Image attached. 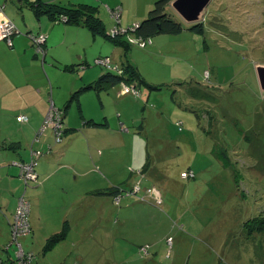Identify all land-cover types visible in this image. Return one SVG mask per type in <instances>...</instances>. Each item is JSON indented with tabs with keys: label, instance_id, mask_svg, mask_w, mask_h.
I'll use <instances>...</instances> for the list:
<instances>
[{
	"label": "rangeland",
	"instance_id": "1",
	"mask_svg": "<svg viewBox=\"0 0 264 264\" xmlns=\"http://www.w3.org/2000/svg\"><path fill=\"white\" fill-rule=\"evenodd\" d=\"M167 12L174 13L172 17L182 23L183 31L157 34L146 49L134 45L126 54L127 63L142 76L161 81L153 84L158 88L142 83V94L147 91L144 101L133 95L130 97L137 103L116 98L106 105L105 113L103 109L95 115L98 119L107 115L110 121L118 122L123 109L125 117H140L136 126L143 125L146 146L166 173L163 184L149 183L156 184L163 203L157 206L156 197L142 200V196H153L149 189L155 185L146 184L142 193L127 195L142 202L120 197L123 203L119 207L120 201L98 196L96 191L108 185L104 174H111L112 183L121 181V169L130 159L128 151L132 152L129 138L127 146L125 142L123 147L110 149L104 144L110 142V135L101 137L102 142L97 137L91 142L108 157L98 164L99 172L87 168L85 175L78 174L71 171L74 168L69 163L67 179L56 175L45 186L29 184L38 177L33 162L37 161L38 168L52 146L61 150L71 137L78 140V135L65 134L57 141L51 126L42 122L28 138L16 132L23 141L17 148L12 146L13 151L30 162L18 161L25 183L16 200L13 181L6 177L5 182L11 188L5 195L15 200V204L9 202V209L16 208L11 234L15 231L24 237L21 242L31 252L17 251L15 245L7 250L2 242L0 264H264V233L248 237L244 228L247 220L264 219V93L255 69L264 65V0H212L200 21L204 23L202 33L191 30L172 8ZM104 22L109 29L113 26L112 20ZM0 53L1 63L6 55ZM5 74L2 71L0 84H11ZM51 76L58 81L62 71L58 69ZM3 95L4 103H10L6 91ZM177 121L183 122L182 129ZM4 143L11 144L8 139ZM116 143L121 141L111 144ZM41 144H47L46 148L41 149ZM219 151L241 172L240 184L234 180L233 166L226 167L218 158ZM188 166L196 172L195 178L181 176ZM4 175L1 171L0 177ZM75 181L79 188L95 193L91 199L85 196L84 202L67 214V198L76 188ZM132 202L150 206L149 230H139L138 235L112 233L119 226L115 221L120 209ZM0 213L7 215L4 204ZM147 243L151 247L149 257L147 253L144 258L139 249ZM76 254L81 255L74 257Z\"/></svg>",
	"mask_w": 264,
	"mask_h": 264
},
{
	"label": "crops",
	"instance_id": "2",
	"mask_svg": "<svg viewBox=\"0 0 264 264\" xmlns=\"http://www.w3.org/2000/svg\"><path fill=\"white\" fill-rule=\"evenodd\" d=\"M23 1L24 0H0V5H2L3 8L2 12H4L5 15L15 24L17 29L11 36V42H8L5 39L0 40V52L6 55V57H1L0 76L2 71H5L7 80L11 83L0 84V94L3 98V102L0 101V172H5L4 177H0V208L4 204L7 212V215L5 213H0V244L2 242L10 241L11 239L10 222L12 221L16 210L15 207L9 209L8 206L9 202L12 200L10 195H5V192H10L11 189H9L6 185L7 183H5L7 182L6 177L13 181L12 184L13 189H15V200L24 188V182L19 175L18 167L10 165L13 160H24V157L19 152L15 151V153L13 151L14 148H12V146H16L15 148H17V146H20L23 141L22 137L18 136L16 132L23 133L27 138L28 135L32 136L34 130L38 128L42 122L44 123L53 105L59 108H64L68 100L70 102L72 101L66 112L65 130L66 136L78 135V140L71 137L69 142H67L61 150H58V147L52 146V151H50L49 154L44 155L45 157L40 161L38 173L43 180V186H45L51 178L56 175L61 179H67L69 176L67 164L69 163H72L73 168L75 169H71L72 172L75 171L78 174L85 175V169L88 168L89 170L92 169L98 171L100 168L98 164L101 165L100 162L104 163L108 158L107 156H104V151L102 152L101 149H98L99 145L94 144L92 146L91 142L94 137H97L99 142H102L101 137L110 135L111 143L117 140L121 141L120 144H111L110 142L104 143L109 144V148L113 150L118 147H123L125 142L127 146V138H129V140L131 139L132 147L134 146V143L141 138V136H139L140 134H138L141 128H138L135 125V121L126 120V122L132 123L133 125L128 132L122 130L120 125L123 122L122 117L124 116V113L120 104H118L119 102H115L122 110V113L118 115V122L110 121V117L107 115H105L106 117L104 116V119H98L95 115H98L103 109L105 113L107 110L105 108L106 105L115 101L116 98L125 97L122 99V102L128 100L137 103L136 101L139 98H142V101H144L147 94V91L142 94V89H140L138 82L121 81L118 84L106 87L103 91L87 90L81 92L78 98H71L75 91L84 87L86 84L93 83L101 76L108 73L109 70L95 63L96 58L109 56L112 59L113 65L118 68V71L115 70L116 74L119 76H122L121 74L125 75V68L128 64L125 50L122 46L117 45L114 42H109L110 40L106 38L108 37L107 32L106 35L95 34L90 28L83 25L70 22L55 23L47 14L37 17L29 5L30 1L37 0H25V3ZM42 1L55 2L61 6L93 5L97 7L98 14L103 22L105 20H112L113 26L115 25V21L111 16V9L115 7H120L122 9L120 25L127 26L132 22L135 23L137 19L141 18V21L142 18H145V15L147 14L146 10L150 5L153 6L155 2V0L154 2L153 0ZM66 1L68 3H65ZM96 1L101 2L102 6L98 5ZM105 26L107 27L106 24ZM108 29L109 28H107V31ZM39 34L46 35L44 54L37 52L35 38L39 36ZM9 56L15 57V59H11ZM92 61L94 66H92ZM67 66L71 67L67 68ZM58 69L62 71V76L57 81L51 76V74L55 76ZM143 78L145 81L147 80L146 83L148 85L149 83L151 85L161 83V81H158L157 79L156 81H151V79L146 76H143ZM122 84L135 86L138 88L139 94L135 95L131 92H125ZM3 91H6L12 99L8 104L4 103ZM131 95L137 100L132 99L130 97ZM149 96L151 97V93ZM19 114H26L28 120L20 123L17 121V116ZM90 120L104 123L105 125L91 123L89 122ZM7 139L10 140L11 143L9 146L4 143ZM46 146L47 144H41V149H45ZM142 151L143 149L140 150L139 147L132 148V152L129 150L130 159L127 163H124L123 169H121L123 170L124 177L121 178L120 182L114 181V183H112L111 174H104L107 176L106 184L108 185L101 186V189L108 186H115V184L123 185L124 188L128 189L130 185L137 181H141V179H144L143 185L146 184L148 186H152L149 185L150 182L155 183L157 181L158 183L163 184L164 180L167 181L166 173L163 171V168L158 166L152 153H150V165L145 167L147 156L144 155ZM159 159L160 158L157 157L158 161ZM85 162L87 163L86 166ZM140 169L143 170L144 174L143 172H139ZM188 169L192 168L188 166L187 168L182 169V172ZM101 175L103 177V174ZM75 178L77 179L78 177ZM76 183L77 189L72 186L73 192L68 195L67 198L68 205L65 209L67 210V214L71 213L73 209L77 208L78 205L84 202L85 196H91L88 197V199H91L93 196L91 190L86 191L85 189L79 188V183ZM154 188L159 192L163 199L162 194L156 185ZM104 196H107V198L111 197L109 195ZM7 198L9 200H7ZM130 198L137 200V202H142L137 198ZM127 199L125 200L130 201ZM15 200L12 201V204H15ZM30 200L31 203H33V192ZM122 203L123 201L121 202L120 207L122 206ZM147 207L150 206L135 202L126 203L125 207L120 209L119 218L115 221L116 223H119V226H116L112 233L117 231V234L123 232L129 235H138L139 230H149L148 222L151 220V217L150 210H148ZM1 212L3 211L1 210ZM4 217H6L7 220H5ZM134 224L136 226H134ZM156 225L157 224H152L151 226ZM131 226L135 227L131 228L135 230H131ZM38 227L39 226L36 228ZM112 235L114 238L115 235ZM80 255L81 254H76L74 257H80ZM147 260H152V254Z\"/></svg>",
	"mask_w": 264,
	"mask_h": 264
},
{
	"label": "trees",
	"instance_id": "3",
	"mask_svg": "<svg viewBox=\"0 0 264 264\" xmlns=\"http://www.w3.org/2000/svg\"><path fill=\"white\" fill-rule=\"evenodd\" d=\"M171 1L172 0H155L154 5L151 7V9L149 11V14L146 16L147 18L145 17L146 19L139 22L140 25L137 28V31L134 33V36L142 39L145 42L144 46L139 45V44H133V43L131 44L125 36H119L116 38H112L108 35L107 36L115 44L122 46L125 50V53L127 54L128 49L132 45H136L140 48L146 49L153 42V37L157 34H160V33L178 34V33H180L184 29L182 23L175 20L172 17L174 14L173 12H170V13L167 12L168 8L171 9V7H170ZM23 2L25 3V0ZM29 5L33 9V12L35 13V15L37 17H40L43 14H47L53 20V22L57 23L56 20L61 15H66L68 17L67 23L70 22V23H74V24H78V25H83V26L90 28L95 34L97 33V34H103V35L105 34L106 35L107 27L105 26L103 20L100 18L99 14H98L97 7H95L93 5L92 6L91 5L61 6L60 4L55 3V2H46V1H42V0L30 1ZM189 25H191V27H190L191 30H194L196 32H201V33L204 31V23H202V22H199L196 24L190 23ZM124 38H126V39H124ZM103 57H106V56H103ZM70 67L71 66H67V68H70ZM125 69H126L125 70L126 73H125V75L121 74L122 76L117 75L116 72L113 73L114 71L109 69L107 74L101 76L99 79H97L93 83L86 84L84 87L75 91L72 94L71 98H78V96L81 92L87 91V90L103 91L104 89H106V87L113 86L114 84H118L121 81L138 82V85H142V83H145L147 86H149V88H152V89L158 88L157 86L148 85L136 67H134L130 64H127V67ZM110 71H113V72H110ZM106 84H107V86H106ZM71 102L68 100V102L64 108H59V107H56L55 105L52 106L53 110L51 111V114H53L56 121L61 126V136H60L61 139L60 140H62L63 136H65V134H66L65 117H66V112L68 111ZM20 116H25L28 118V116L26 114H19L17 116V121H19L18 118ZM139 119H140V117H137V116H135L133 118L124 117L122 120L123 122L120 126L122 127L123 131L128 132L131 130V127L133 124L129 123L130 126H128L127 125L128 122H126V120L135 121L137 123V121ZM89 122L97 123L99 125H105L104 123L95 122L93 120H90ZM20 123H22V122H20ZM136 123H135V125H136ZM142 126H143L142 124H139L138 128H141ZM138 134H140L139 136H141V138L138 139L134 143L133 147L132 146L131 147L132 148L139 147L140 150L143 149V151H142L143 154L147 156L146 166H145V167H147L148 165H150V151H149L148 147L146 146L147 142H146L144 136L142 135V131L140 130V132ZM217 156L222 161L223 165H225L226 167H232L233 166V162L231 161L230 158L226 157V155L224 154L223 151H219ZM18 161L19 160H13V161H11L12 164H10V165L18 167L19 175L22 178V172H21L22 168L18 164ZM23 161L25 163H30V162H27L25 160H23ZM34 163H35V167H36L38 177L36 180L29 182V184L39 185V183H42L43 180L41 179V176H39V173H38L37 161H35ZM0 168H1V166H0ZM232 169H233L232 171H233L235 182L237 184H240L241 179H242L241 172L237 169V167L233 166ZM139 172L142 173L143 170L140 169ZM143 174H144V172H143ZM195 177H196V172L194 171L193 175H190L188 177H183V178L189 179V178H195ZM139 182L141 184V187H143V183H141V181H137L136 183L130 185L127 190L128 191L133 190V188ZM154 185H156V184H153L152 186H154ZM144 188L146 189V187H144ZM96 193L98 195H109L113 199H115V202H117L116 197H118V196H121L124 200L127 198H130L127 196L125 189L121 188V186H111V187L108 186V187H105L103 189L97 190ZM141 193H142V191H141ZM153 197L154 196H152V195L146 196L145 200H143V201H146L147 199L151 200ZM242 197H244V195ZM121 202L122 201H120V205H121ZM162 203H163V199L161 202H158L157 199H155V204L157 206L161 205ZM12 220H13V218H12ZM244 228L246 231V235L248 237H252L255 234L264 233V219L256 217V218H253V221L247 220L245 225H244ZM11 231H12V227H11V222H10V237H11V239H10V241L4 242L3 246L6 247L7 250H9L12 246L15 245L17 251H20L21 249H23L24 252H27V253L31 252V251H27L21 242V239L24 237H21V235H18L17 240H15L13 238V235L11 234ZM30 234L31 233L27 234L25 237L29 236ZM56 237H57V239L60 238L59 235H57ZM15 241H17V243H15ZM146 246H148V247H146ZM150 247H151L150 244H145V245H142L140 247L139 252L142 254V256L144 258L147 255V253H148L147 256H149V248ZM170 250H171V248L169 247V251ZM16 257H17V254H16ZM27 264H34V263H27Z\"/></svg>",
	"mask_w": 264,
	"mask_h": 264
},
{
	"label": "built area",
	"instance_id": "4",
	"mask_svg": "<svg viewBox=\"0 0 264 264\" xmlns=\"http://www.w3.org/2000/svg\"><path fill=\"white\" fill-rule=\"evenodd\" d=\"M2 11H3V8L0 5V40L5 39L8 42H11V36L17 29H16L15 24ZM110 11H111L112 18L115 21V25L112 28L108 29V31H107L108 36H110L112 38H116L119 36H125L131 44L133 43V44H139V45L144 46L145 42L142 39L134 36V33L137 31V28L139 27L140 23L137 22V23L130 24L128 26L120 25L122 9L120 7H115L113 9H111ZM67 21H68V17L66 15H61L56 20L57 23L67 22ZM45 42H46V35H44V34H39V36H37L35 38V43L37 44V51L41 54L45 53V48H44ZM95 63L98 65H101L103 68H105L107 70L111 69L113 71H115V70L118 71L117 66L113 65L112 59L109 56L96 58ZM122 86L124 87L125 92H131L132 94H135V95L139 94L138 88H136L133 85L130 86V85L122 84ZM51 111H52V109H51ZM51 111L48 114V116L46 117L44 124L50 125L53 132L57 136V141H61L60 140L61 139V137H60L61 136V126L56 121L53 114H51ZM18 119L20 122H26L28 120V118L25 116H20ZM182 124H183V122H180V123L177 122V125L179 126L180 129H182ZM33 164H35V163L33 162ZM193 173H194L193 170L188 169V170L183 171L181 173V176L182 177H188L190 175H193ZM149 190H150L149 192L153 193V196L156 197L158 202L162 201V198H161L159 192L155 188H151ZM131 191L127 190L126 191L127 195L132 194V193H136V192L139 193L141 191L140 182L138 184H136V186ZM120 197L121 196L117 197V201H120ZM141 198H142V200H145L144 196H142ZM16 218H18V216ZM18 235L19 234L17 232H15V231L13 232V238L15 240H17ZM168 242L172 243V238L168 239ZM146 247H148V246H146Z\"/></svg>",
	"mask_w": 264,
	"mask_h": 264
},
{
	"label": "water",
	"instance_id": "5",
	"mask_svg": "<svg viewBox=\"0 0 264 264\" xmlns=\"http://www.w3.org/2000/svg\"><path fill=\"white\" fill-rule=\"evenodd\" d=\"M212 0H172L170 7L187 24L199 23L203 20L207 7ZM256 74L260 84V89L264 93V65H256Z\"/></svg>",
	"mask_w": 264,
	"mask_h": 264
},
{
	"label": "clouds",
	"instance_id": "6",
	"mask_svg": "<svg viewBox=\"0 0 264 264\" xmlns=\"http://www.w3.org/2000/svg\"><path fill=\"white\" fill-rule=\"evenodd\" d=\"M44 124V123H43ZM53 131V130H52ZM56 141V140H55Z\"/></svg>",
	"mask_w": 264,
	"mask_h": 264
}]
</instances>
